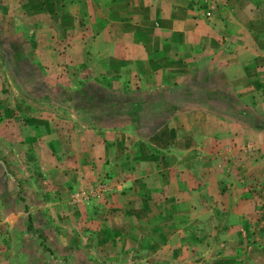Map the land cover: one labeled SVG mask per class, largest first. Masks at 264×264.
<instances>
[{
	"label": "crops",
	"instance_id": "0c3cea01",
	"mask_svg": "<svg viewBox=\"0 0 264 264\" xmlns=\"http://www.w3.org/2000/svg\"><path fill=\"white\" fill-rule=\"evenodd\" d=\"M75 1L84 3L85 26L79 24L78 15L73 14ZM185 1L73 0L64 17L66 27L59 28L54 21L55 28L36 31L39 34L34 49L36 63L48 68L53 80L55 69L64 65L68 72L66 77L74 82L76 66L83 63L90 82L108 76L119 83H149L153 86L152 98L163 100L158 104L151 100L143 102L144 106L140 107L143 109L138 112L152 121L147 122L148 133L134 138L133 143L121 136L113 139L109 134L89 137L85 133H71L65 140L68 153L60 159L53 157L58 178L77 187L84 176L91 180L106 177L116 171L121 160L131 163L124 174L109 176L119 180L114 186L108 184L104 188L102 208L109 212L104 221L87 220L97 231L92 239L101 246L99 251L94 248L98 264H154L156 261L166 264V258L172 256L175 262L182 261L185 254L177 255V252L184 250L181 247L186 237L182 233L184 225L172 231L164 226L165 220H157L153 213L166 212L170 203L174 211H187V203L195 205L192 201L196 202L197 193L193 192L194 187H186L193 170L180 161L188 154L184 134L197 132L209 144L220 142L222 146L264 145V108L260 109L264 104H261L264 0H221L226 1V9L214 5L207 17L201 12H187ZM58 45L65 50L56 48ZM58 50L63 54L58 56ZM194 67L196 85L192 92L187 74ZM31 76L12 75V79L41 83L42 79ZM8 79L11 82V77ZM2 80L5 82L4 78ZM19 91L5 88L0 93V131L5 134L11 128L16 136L22 133L19 135L36 142L47 137L63 145L60 138L48 137L46 129L44 132L42 113L26 101L34 97ZM16 95L21 101L12 99ZM84 112H91L89 104ZM81 127L91 129L84 123ZM96 127L103 130L100 124ZM172 148H177V153ZM208 157L212 162V155ZM216 168L214 163L210 185ZM201 174L194 170V178H200ZM210 194L216 195L214 191ZM154 196L158 197L157 201ZM76 207L83 209V205ZM54 221H49L50 239L60 237L53 228ZM177 223L175 221L174 225ZM83 240L89 241L85 234ZM64 241L67 245L72 242L71 239ZM65 253L68 257V246ZM91 253L72 247L69 261L92 264ZM75 257L76 262L71 260ZM151 259L153 262L149 261Z\"/></svg>",
	"mask_w": 264,
	"mask_h": 264
},
{
	"label": "rangeland",
	"instance_id": "374dc122",
	"mask_svg": "<svg viewBox=\"0 0 264 264\" xmlns=\"http://www.w3.org/2000/svg\"><path fill=\"white\" fill-rule=\"evenodd\" d=\"M71 2L73 0H0V93L5 88H18L21 94L34 97V100L27 98L26 101L35 111L42 113L44 132L46 129L48 137L54 136L64 142L59 146L47 137L36 142L20 136L22 133L16 136L11 128L7 129L10 132L7 135V132L0 131V264H72L69 261L72 247L91 251L90 261L98 264L95 251H99L101 246L92 239L97 231L87 220L104 221L109 214L102 208L104 188L108 184L114 186L119 180L109 176L124 174L131 163L121 160L116 171L106 174V177L91 180V177L84 176L77 187L58 178L53 157L60 159L68 153L65 140L71 133H85L89 137L109 134L113 139L121 136L133 143L134 138L146 134L147 122L152 121L138 112L143 109L140 108L144 106L143 102L151 100L158 104L163 101L152 98L153 86L149 83H119L108 76L104 80L90 82L83 63L76 66L74 82L66 77L68 72L64 65L55 69L53 80L48 68L36 63L34 49L39 36L36 31L44 27L55 28L54 21L59 28L66 27L64 17L69 13L66 10ZM185 2L187 12H201L206 17L215 7H227L226 1L221 0ZM75 5L73 14L78 15L79 24L85 26L84 3L75 1ZM175 6L178 8V3ZM56 48L65 50L59 45ZM194 69L187 74L192 92L196 85ZM32 74L35 79H42L41 83L12 79V75L27 77ZM8 77H11V82H8ZM60 78L63 80L59 81ZM158 88L162 91V87ZM261 97L262 104L264 95ZM12 99L21 101L17 95ZM88 104L91 112L85 113ZM0 108L2 110L1 105ZM263 108L264 104L260 109ZM72 109L76 112L73 113ZM83 123L91 129L82 128ZM98 124L103 130L96 127ZM126 127L133 128L128 130ZM183 140L187 142L188 154L180 161L193 170L186 187H194L197 199L195 203L192 201L194 206L187 203V211H174L171 203L166 212L151 211L157 220H165L164 226H169L172 231L184 225L182 233L186 237L181 246L184 250L177 252V255L185 254L182 261L177 263L172 256L164 263L264 264V145L209 144L193 131L184 134ZM128 148L124 146V149ZM171 150L177 153L178 149ZM211 155L214 158L212 162L208 157ZM205 156L208 157L206 161L203 160ZM214 163L217 168L213 170L211 179H214L210 185L208 181ZM63 165L66 168L65 163ZM194 170L201 171L200 178H194ZM211 191L216 195L210 194ZM153 198L158 200L157 196ZM74 205H83V209ZM196 207L201 210L195 211ZM51 220H55L53 228L60 234L58 239L49 237ZM83 234L90 242L83 240ZM67 239L72 240L68 245L64 241ZM67 246L68 257L65 253ZM73 259L78 261L76 257ZM149 261L153 262L152 259Z\"/></svg>",
	"mask_w": 264,
	"mask_h": 264
}]
</instances>
